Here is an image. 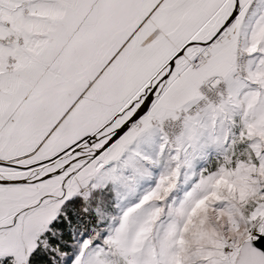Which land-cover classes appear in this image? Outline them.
I'll return each instance as SVG.
<instances>
[{
	"label": "snow or ice",
	"instance_id": "obj_1",
	"mask_svg": "<svg viewBox=\"0 0 264 264\" xmlns=\"http://www.w3.org/2000/svg\"><path fill=\"white\" fill-rule=\"evenodd\" d=\"M0 264H264V0H0Z\"/></svg>",
	"mask_w": 264,
	"mask_h": 264
}]
</instances>
